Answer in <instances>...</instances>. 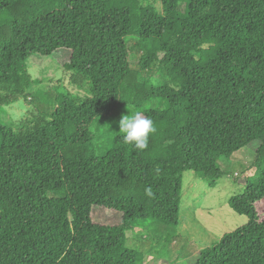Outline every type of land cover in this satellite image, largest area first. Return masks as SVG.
Returning <instances> with one entry per match:
<instances>
[{
    "label": "trees",
    "instance_id": "obj_1",
    "mask_svg": "<svg viewBox=\"0 0 264 264\" xmlns=\"http://www.w3.org/2000/svg\"><path fill=\"white\" fill-rule=\"evenodd\" d=\"M32 56L90 95L38 92L31 124L0 123V264H143L126 234L176 227L183 172L214 187L242 148L254 173L228 205L247 223L191 264H264V0H0V114L28 98ZM127 112L157 128L143 151L119 133Z\"/></svg>",
    "mask_w": 264,
    "mask_h": 264
},
{
    "label": "rangeland",
    "instance_id": "obj_2",
    "mask_svg": "<svg viewBox=\"0 0 264 264\" xmlns=\"http://www.w3.org/2000/svg\"><path fill=\"white\" fill-rule=\"evenodd\" d=\"M155 7L158 11L161 10L159 4ZM28 63V72L34 79V83L26 91L29 96L4 107L0 114L2 125L17 129L25 122L31 124L37 113L36 103H42L38 98L34 101L38 92L56 94V98L64 93L63 89L66 88L76 96L90 95L86 83H74L72 72H67L49 58L32 56ZM130 63L132 66L136 65V54L130 55ZM154 78L163 79L157 73ZM55 88H61V91L56 93ZM106 130L102 126L91 127V131L98 138L95 142L98 156H102L106 151V141L102 138L106 135ZM254 160L255 155L248 148H242L228 159H220L218 167L222 175L216 180L214 187H209L199 174L184 171L178 225L171 227L150 220L145 221L143 225L126 234V247L141 251L143 264H191L200 250L247 223V217L232 211L228 200L243 194L246 180L254 173ZM53 194L50 193V197ZM104 213L98 210L93 216L95 220H101L105 217Z\"/></svg>",
    "mask_w": 264,
    "mask_h": 264
},
{
    "label": "clouds",
    "instance_id": "obj_3",
    "mask_svg": "<svg viewBox=\"0 0 264 264\" xmlns=\"http://www.w3.org/2000/svg\"><path fill=\"white\" fill-rule=\"evenodd\" d=\"M118 126L123 142L140 151L148 148L149 137L157 131L153 119L141 112H135L131 115L127 112V114L122 115L118 121ZM145 193L151 196V188H146Z\"/></svg>",
    "mask_w": 264,
    "mask_h": 264
}]
</instances>
